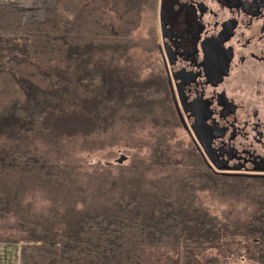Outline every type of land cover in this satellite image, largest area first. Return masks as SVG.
Listing matches in <instances>:
<instances>
[{"label":"trees","instance_id":"16d2710c","mask_svg":"<svg viewBox=\"0 0 264 264\" xmlns=\"http://www.w3.org/2000/svg\"><path fill=\"white\" fill-rule=\"evenodd\" d=\"M149 1L55 0L40 23L0 3V139L26 146L0 153V244L20 245L21 264H264V205L254 193L244 206L254 212L244 220L220 219L192 200L164 199L146 215L141 207L133 211L131 198L116 210H86L64 229L27 219L20 204L14 207L20 196L1 190L5 173L40 170L46 178L50 166L35 155L34 141L48 147L97 134L144 104L154 115L166 94L162 84L126 71L135 62L127 63L132 33ZM204 170L185 181L238 196V205L247 199L242 179ZM10 214L17 216L13 224Z\"/></svg>","mask_w":264,"mask_h":264},{"label":"rangeland","instance_id":"374dc122","mask_svg":"<svg viewBox=\"0 0 264 264\" xmlns=\"http://www.w3.org/2000/svg\"><path fill=\"white\" fill-rule=\"evenodd\" d=\"M156 1L150 0L144 7L140 26L132 33L135 48L130 50L127 61L132 58L135 62L132 67L130 63L126 65V71L132 69L138 78L152 84L163 77L156 41ZM0 3L15 5L27 23L45 21L55 6V0H0ZM119 65L122 67L124 63ZM162 90L166 91L164 82ZM169 102L163 96L155 106L154 115L149 113L146 104L142 112L137 109L132 113L130 108L125 115L120 113L115 118L114 126L111 124L91 136L64 138L48 147L34 141L35 155L50 166L46 175L54 172L55 176L42 178L45 176L40 170L30 175L21 170L16 174L5 173L7 182H3L1 190L8 189L14 198L20 196L14 207L20 204L21 213L27 219L43 221L48 226L54 223L64 229L86 210L94 207L116 210L131 198L135 201L133 211L141 207L146 215L159 201L170 199L195 201L202 210L223 220L224 217L244 220L250 216L254 212L252 207L246 210L244 206L253 202L248 195L255 193L256 196L257 187L250 193L244 192L247 199H241L242 204L238 205V196H228L222 189L212 191L202 183L194 185L195 178L185 181V174L196 176L207 167L199 156L192 154L190 137L173 113L170 98ZM156 120L158 125H154ZM16 147L26 146L15 140L0 139V153ZM257 198L261 205L259 198L262 197ZM72 213L76 216L72 217ZM16 219L15 214H10L7 223L13 224ZM2 234L7 237L10 233Z\"/></svg>","mask_w":264,"mask_h":264},{"label":"flooded vegetation","instance_id":"af4514ba","mask_svg":"<svg viewBox=\"0 0 264 264\" xmlns=\"http://www.w3.org/2000/svg\"><path fill=\"white\" fill-rule=\"evenodd\" d=\"M156 13L160 82L182 125L172 80L191 132L182 125L192 154L212 172L242 179L243 189L250 193L264 180V0H158ZM204 61L209 75L204 80L176 77V72L192 70ZM213 75L221 76L219 84ZM202 100L215 109L207 120L206 145L192 127L198 121L192 110ZM257 191L258 201L264 196L260 188ZM262 198L259 204L264 205Z\"/></svg>","mask_w":264,"mask_h":264},{"label":"water","instance_id":"95a60500","mask_svg":"<svg viewBox=\"0 0 264 264\" xmlns=\"http://www.w3.org/2000/svg\"><path fill=\"white\" fill-rule=\"evenodd\" d=\"M157 4H158V2H157ZM207 70H208V63H207V61H204L203 63L200 64V66H198L192 70H188V71L183 70L181 72H176V73H178V75L176 74V77L177 78H184V79H188V80H193V79H196L197 77H201L199 80H204L206 77H209V75L206 76ZM212 77L213 78L215 77L216 84L220 83L221 76H218V75L214 76L213 75ZM169 84L171 86L172 97H173V100L175 102L176 109H177L178 115L180 117V121H181L183 127L186 129V131L191 134L190 129L188 127V124L186 122V119L183 116L181 109L178 105V102L176 99V94H175V91L173 88V83H172L171 79L169 80ZM201 90H202L203 94L205 95V92L207 90H204V88H202ZM192 112L195 115L196 119L198 120L197 122H194L192 124V127L196 130V136L200 140V142H202V144L206 145L204 138L206 136H208L207 134H210V132L207 129V120L214 114L213 112H215V109L211 110V109L207 108V104H206L205 100H202V102L200 104H197L194 106ZM186 114H187V117L191 118L189 112L186 111ZM230 176H233V175H230Z\"/></svg>","mask_w":264,"mask_h":264},{"label":"crops","instance_id":"0c3cea01","mask_svg":"<svg viewBox=\"0 0 264 264\" xmlns=\"http://www.w3.org/2000/svg\"><path fill=\"white\" fill-rule=\"evenodd\" d=\"M33 23H35V22H33ZM20 254H21V246L20 245H17V244H0V264H21V260H20L21 255Z\"/></svg>","mask_w":264,"mask_h":264}]
</instances>
